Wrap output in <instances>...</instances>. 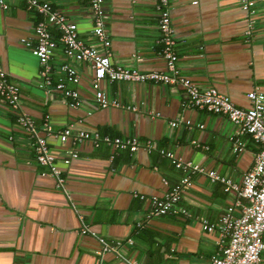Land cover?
<instances>
[{"label":"crops","instance_id":"0c3cea01","mask_svg":"<svg viewBox=\"0 0 264 264\" xmlns=\"http://www.w3.org/2000/svg\"><path fill=\"white\" fill-rule=\"evenodd\" d=\"M5 1L8 8H0V68L18 86L20 109L37 134H45V123L52 126L48 144L63 184L38 163L33 138L20 126L18 112L0 100V264H211L225 239L204 230L201 219L217 220L237 195L196 173L176 204L186 213L148 217L150 197L162 196L183 174L161 150L240 183L258 143L238 134L225 115L188 106L181 84L104 79L101 89L118 105L103 108L94 97L90 63L68 58L57 44L48 60L53 80L64 63L79 75L78 83L67 86L78 91L81 104L70 106L59 91L39 86L41 64L30 47L36 43L40 15L22 0ZM42 1L76 23L85 44L108 50L111 63L165 71L159 54V0H104L107 49L92 33L87 0ZM253 9L243 10L239 0H168L167 6L180 74L199 87L216 88L241 107L250 106L249 91L264 93V0H254ZM50 31L58 37L54 26ZM66 128L134 137L140 147L130 151L106 142L62 141L57 133ZM235 140L242 142L238 150ZM82 224L90 231L82 233ZM99 238L121 241L120 256L101 253Z\"/></svg>","mask_w":264,"mask_h":264},{"label":"built area","instance_id":"2783aa9c","mask_svg":"<svg viewBox=\"0 0 264 264\" xmlns=\"http://www.w3.org/2000/svg\"><path fill=\"white\" fill-rule=\"evenodd\" d=\"M26 8L40 15L34 27L36 43L30 47L31 53L41 64L39 86L59 91L68 99V104L77 107L81 104V97L75 88L67 86V82L76 84L79 75L76 69L67 63L60 66V76L53 80L52 67L48 60L51 57L57 44H61L64 54L71 59L86 61L92 67L91 86L94 97L99 106L105 108L110 105H118L117 101L109 100L101 89V81L126 80L132 82L153 81L165 84H181L186 92V104L207 112L225 115L237 126L238 134H248L259 145L255 152L253 164L248 169L240 183L218 174L213 169H207L199 163L191 160H181L170 151L161 150L168 157L173 166L183 172L178 183L172 185L162 196H151L148 217L159 216L166 213L181 211L186 213L184 208H176V204L182 197L185 187L190 185L192 175L201 173L207 175L214 181L224 185V190L234 191L237 199L232 205L226 207L224 212L215 221L207 218L201 219L202 228L208 232L217 231L225 242L217 253L211 256V264H264V93L249 91L246 96L250 106L241 107L234 104L231 99L219 92L214 87H199L191 79L180 74L177 60L178 56L174 48L175 39L169 12L167 10L168 0H159V42L161 48L159 54L164 59L165 71H141L135 67H127L113 64L110 61V52H100L95 46L87 45L82 41L77 32V24L67 18L65 14L56 10L47 1L22 0ZM92 12V33L97 41L106 49L110 46L105 23H104V0H87ZM243 10L254 12V0H239ZM0 8H8L5 0H0ZM252 20L249 21L250 32ZM54 26L59 34L53 37L50 27ZM264 32V28L262 29ZM29 45V43H26ZM0 100L6 102L12 109L18 112L20 126L33 138V151L38 163L47 165L59 186L63 184V178L54 165V155L49 149L48 138L53 135L52 126L44 124L45 134H37L38 128L32 119L26 115L19 105L18 86L7 79L4 70L0 68ZM189 124V121H185ZM176 125V122H171ZM58 137L65 141L71 137L74 141L90 140L95 146L100 142L112 144L117 149H128L136 151L140 144L134 137L122 139L121 137L100 136L97 132L79 130L72 132L66 128L57 133ZM242 147V142L235 140L234 149ZM76 156V152H72ZM68 162V159H65ZM167 183L165 180L163 181ZM81 217V216H80ZM90 230L82 224L81 232L87 233ZM93 235L95 233L91 232ZM102 245L100 252L111 251L120 256L119 245L121 241L106 242L99 238ZM132 242L131 238L126 239ZM128 264H145L141 260H128Z\"/></svg>","mask_w":264,"mask_h":264}]
</instances>
